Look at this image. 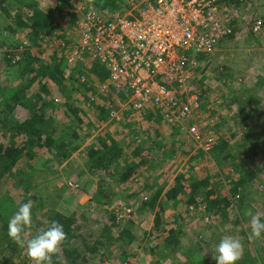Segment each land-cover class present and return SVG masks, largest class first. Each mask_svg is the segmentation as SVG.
I'll return each instance as SVG.
<instances>
[{
  "label": "trees",
  "instance_id": "obj_1",
  "mask_svg": "<svg viewBox=\"0 0 264 264\" xmlns=\"http://www.w3.org/2000/svg\"><path fill=\"white\" fill-rule=\"evenodd\" d=\"M53 1V7L45 9L36 0H0V17L2 12L7 15L5 25L0 26V38L5 39L0 46L6 49L3 63L17 79L16 82L0 85V264H34L26 248L19 247L8 235L10 218L20 205L29 201L33 205V215L31 226L25 230L28 236L26 239L23 236L25 241L49 227L53 221L62 224L67 233L59 253L53 257V264H114L119 254L128 257V248L136 239L132 233L134 220L131 217L141 215L140 219L143 220L146 215H154L156 221L160 222L167 208L177 209L180 204L192 218L204 221L201 226L195 225L196 241L182 246V236L186 238L187 234L179 228L180 221H183L180 219L181 213L175 215L173 223L162 227L154 224L159 245L150 250L156 256L151 264L180 259L179 255L187 259V264H216L212 255L214 247L223 237L229 236L227 232L232 233L236 228L241 230L239 218L241 215L245 217L244 208L247 207L248 212L252 209V205L246 204L240 193L248 182L255 179L253 173L243 172L246 162H254L257 158L258 144L264 152V142L261 144L259 132L250 126L258 116L261 122L264 121V110L262 112L258 108L260 100L252 91L244 88L240 93L232 90L230 95L223 88L218 99L224 100V103L216 108L208 98L211 90L207 82L209 77L205 74L212 67V56L217 55L216 51L238 35L237 15L244 6L256 4L259 0H215L222 9L226 33L217 39L214 51L197 53L190 50L187 53V58H191L189 61L195 60L197 63L191 70L188 92L180 89L178 83H162L174 90L177 113L185 106L184 94L196 95L200 100V108L192 118L180 117L173 122L166 120L162 108L151 104L142 110H135L131 96L125 92L126 88L118 87L109 80L107 66L99 60L87 63L88 66L70 61L83 37L77 25L80 18L72 0ZM78 1L87 10L102 14L121 15L130 9L125 0ZM256 8L258 15H264L263 9ZM259 19L256 17L252 21L250 34L253 37L264 32L263 25L258 32L254 30V24ZM21 29L27 30V42L20 39ZM81 54L84 56L85 52ZM208 60L210 62L201 65ZM217 67L213 70L214 85L231 72L225 63L221 62ZM263 83L264 79H260L259 86H263ZM233 104L238 106L236 116L220 115L225 106L230 109ZM19 109L23 115L17 118ZM112 113L117 115L113 117ZM195 116L200 118L196 119ZM212 117H216L217 122L210 129L206 121L213 120ZM104 124H108L109 128L116 126V132L109 134L102 127ZM85 125L89 130L85 131L88 136L93 131L96 133L82 154L88 160V172L97 181L92 180L94 188L90 190L78 183H70L72 185L64 188L86 194L93 192L95 208L108 222L97 226L100 230L98 234L92 233L93 230L84 233L87 221L84 214L79 216L75 211L65 215L46 209L34 191L35 176L50 171V168L41 170V163L44 165L53 160L62 165L80 151L86 140H83ZM194 126L199 130L200 140L189 133ZM226 126L230 127L227 133ZM117 133L122 134V141L115 136ZM233 141L238 144L235 148L231 146ZM205 146L211 147L209 153L216 163L223 164V169L230 166L228 170L235 176L239 175V179L234 176L236 180H230L233 184L230 196L223 184L213 182L211 176L203 179L195 176V168L206 152ZM181 157H189L187 170L194 172L193 175L182 171L173 180L167 178L159 182L157 178H151L152 181L146 183L139 181L144 168L156 172L154 170L163 163ZM77 176L79 179L83 177L81 173H77ZM127 183L130 186L123 187ZM217 194L223 195L222 198H212ZM121 196L134 203L138 200L142 203L134 210L125 209L116 204ZM231 196L237 199L238 204L239 214L234 219L229 214L234 208ZM38 211L39 214H36ZM251 212L254 214L255 210ZM263 213H259L262 219ZM246 216L245 221H250L251 217ZM228 220L234 229H227V232L220 229L219 232V227ZM203 231H207V235ZM253 240L264 247V238ZM135 255H130V262L125 264L135 260ZM255 261V257L247 251L238 264H256Z\"/></svg>",
  "mask_w": 264,
  "mask_h": 264
},
{
  "label": "rangeland",
  "instance_id": "obj_2",
  "mask_svg": "<svg viewBox=\"0 0 264 264\" xmlns=\"http://www.w3.org/2000/svg\"><path fill=\"white\" fill-rule=\"evenodd\" d=\"M40 1L41 6L45 9L53 7L54 1L53 0H36ZM73 4L75 5L76 12L79 15V20L77 22V25H80L82 22V18L84 14H87L89 10L83 6L81 2L78 0H72ZM254 1V0H253ZM259 7L264 10V1L259 0L256 4L250 3L248 7L244 6L242 9V12L237 15L238 17V28L239 33L236 36V38L232 41L226 42L220 49L217 50L214 54L213 59L211 61V69L210 71L205 74L209 77V80H207L208 83H210L209 89L211 90L210 94L208 95V98H210L213 102V104L216 106V108H219L224 103V100L218 99L220 96L221 90L224 88L228 91V94L230 95L231 91L237 90L239 93L241 92V88H244L245 90L252 91V94L256 97V99L260 100V105L258 108H260L263 112L264 110V85H260V79H264V32L259 33L256 36H252L250 34V29L253 27L252 21L254 18L258 17L259 20L257 22L260 23V25L264 26V15L256 12V10ZM1 13V12H0ZM5 20H7V15L2 12L0 17V26L5 25ZM255 25V24H254ZM78 32V31H77ZM20 39L22 41H26L27 30L24 29V31L20 30ZM5 39L0 38V42L4 41ZM24 42V43H25ZM8 43V41H7ZM1 44V43H0ZM25 44H23V47ZM4 51H6L5 47L0 46V85L4 86L10 82H16V76L12 75L11 71H9V68L6 66V64L3 63L4 58ZM220 52V53H219ZM2 60V61H1ZM210 62V60L205 61L201 65H205ZM224 64L228 67V70L230 68L231 72L229 75H226V77L221 80L220 83L213 82V78L215 74L213 73L214 67H217L219 64ZM220 68V67H217ZM9 73V76H8ZM228 74V72L226 73ZM241 74V75H238ZM244 75V76H242ZM8 76V77H7ZM230 76V77H229ZM233 77V79H231ZM211 83L213 85H211ZM264 84V83H263ZM231 87V88H229ZM231 89V90H230ZM215 101V102H214ZM232 108H227V106L224 107V110L220 114L225 115V117L230 116H236L239 112L237 105H232ZM123 109V108H121ZM57 113V112H56ZM22 111L19 109L16 112V117H22ZM94 114H89V116ZM117 114H114L113 117H115ZM220 118L219 116H217ZM196 119L200 118L195 116ZM212 119L206 121L207 126L211 127L213 124L217 122L216 117H212ZM220 121V120H219ZM260 116L257 117V121L251 123V127L259 132L258 138L261 141V144L264 142V121L261 122ZM205 124V125H206ZM209 124V125H208ZM108 124L102 125L103 128L106 129V132L109 134H114L116 132L115 128L116 126H113L112 128L107 126ZM228 128L229 126H226L225 132L227 133L230 131ZM203 130V129H202ZM219 130V129H218ZM85 131H89L87 128V125L84 126L83 131V140H85L84 144L82 145V148L80 151L74 154L73 157H71L68 161H65L64 164L60 165L57 161L50 160V163L45 162L44 165L42 163L40 164L41 170H46L47 168H50V171L43 174L41 172L36 175L34 184L36 186V191L38 193V197L43 201L44 207L46 209H52L55 211H58L65 215H71L75 211L78 212V215L81 214L85 215V227L86 230L84 231L85 234L88 232L98 234L100 230L97 229V226H103L105 223L108 224L106 218L103 220V215L99 210H97L95 207V202L92 201V194H86L81 193L75 190H72L64 187H68L70 183H78L82 185L83 188L91 189L93 187L92 180L94 182L97 181V179H93L91 174L88 172L87 168V159L82 154V150L88 147L92 142L93 138H95L96 133L91 132V136L87 135ZM208 132V128L206 129ZM256 131V132H257ZM204 133H207L203 130ZM214 132H217L214 130ZM223 133V130L220 131ZM213 133V132H212ZM120 134H116V137L121 138V141L123 140ZM234 143L231 144L234 148L238 146V144L233 141ZM264 144V143H263ZM242 145V143L240 144ZM170 146V145H169ZM168 146V147H169ZM203 146V145H202ZM258 148V156L255 158L254 162L245 164V169H243V172L245 174H254L255 179L253 182H248L245 186V189H243L240 193V195H243L244 202L246 204L252 205V209L255 210V213H263L264 212V152L261 145H259ZM167 147V149H168ZM206 152L203 154V158L199 162V164L195 168V173L197 178L203 179V177L211 176L213 178V182L219 181L220 184H223V188L225 192H229L228 195L230 196V189L232 188V185L230 183V180H236L235 177L239 179V175H236L229 171L228 169H231L230 166L226 167V169H223V164L216 163L215 160H213L212 155L209 153L210 146L203 147ZM233 148V149H234ZM197 150V149H196ZM195 150V151H196ZM189 157H181L177 158L175 160H172L166 164L163 163L162 166L158 167L157 170L155 169L153 172L147 171L146 168H142L144 171H142L143 175L139 176V181L141 183H146L152 181L151 178H157L159 182H164L167 178H170L173 180L178 173L180 172H186L187 173H193L188 171V163H189ZM49 161V160H47ZM46 166V167H45ZM56 173L53 172V169ZM206 169V171H203ZM223 170V171H222ZM67 173H72L71 175ZM77 173H81L82 178L79 179L77 176ZM192 174V175H193ZM216 174V176H214ZM202 176V177H200ZM235 176V177H234ZM53 177V178H50ZM148 177V178H147ZM50 178V179H47ZM147 178V179H146ZM229 178V180H228ZM70 179V180H69ZM130 184L127 183L123 185V187H129ZM94 188V187H93ZM221 187V189H223ZM93 190V189H92ZM109 189H105L107 191ZM70 194V195H69ZM219 194V193H218ZM215 195L212 198L220 197L222 198L223 195ZM232 202H233V209L232 211H229L230 216L232 219L235 218L236 215L239 214L238 212V204L237 199L231 196ZM145 200V198L143 199ZM118 206L124 207L125 209H131L134 210L138 205L142 203V201L138 200V202L130 199H127L126 197H122L117 199L116 201ZM237 208V209H236ZM251 209V210H252ZM43 210V209H42ZM248 208H244V211L247 213ZM250 210V211H251ZM181 213V220L179 223V228L182 229L184 234H187V237L184 236L182 239V246L189 245L190 242L196 241V227L201 226L204 224V221L201 219H198L197 217L192 218L187 213L186 208L183 207L182 204L179 205L177 209L173 208H167L164 212L163 220L160 222H157L154 215H146L143 220H141V215L139 217H131V220H134V226L132 229V233L135 235L136 239L134 243L132 244V247H127L129 249L128 251V257H125L124 255H119L115 258L114 264H125V262H130V255L133 253L135 255V260H132L129 264H151L155 261L156 256L152 255L150 251L152 248L154 249L156 246L159 245V239L156 237V230L153 227L154 224H159L160 227L163 225L170 224V222H174L175 215ZM39 214V211L36 213ZM264 217V213L262 215ZM78 217V216H77ZM246 215L243 217L241 215V218H239V221L241 222V230L239 228L234 229L229 224V220L226 221L223 225L219 227V232L221 230H225L227 232V229H234L232 233L227 232V235L234 236L241 240L243 246H244V254L248 251L252 256L255 257V263L256 264H264V247L259 246L255 243V241L249 240L248 236L250 233V221L246 222ZM191 219V220H190ZM216 225V223L214 224ZM218 226L216 227V229ZM208 234H210L209 229L207 230ZM206 232H202L203 234L207 235ZM236 231V233H234ZM243 232V233H241ZM246 233V235H245ZM23 236L25 239L28 236V232H24ZM245 236V238L243 237ZM145 237V238H144ZM119 246V245H118ZM125 246V245H124ZM123 246V247H124ZM117 246L113 248L115 251ZM119 248V247H118ZM125 249V248H124ZM147 249V250H146ZM146 250V251H145ZM127 251V249H126ZM159 252V251H158ZM155 255H157V252H153ZM180 259H166L162 264H187L188 261L186 258H182L179 255Z\"/></svg>",
  "mask_w": 264,
  "mask_h": 264
},
{
  "label": "built area",
  "instance_id": "obj_3",
  "mask_svg": "<svg viewBox=\"0 0 264 264\" xmlns=\"http://www.w3.org/2000/svg\"><path fill=\"white\" fill-rule=\"evenodd\" d=\"M125 1L130 9L121 15L92 10L83 15V37L70 61L105 64L109 80L126 88L137 111L151 104L162 108L169 122L192 118L201 105L198 96L184 94L185 106L177 113L174 90L163 84L178 83L188 92L197 63L189 61L187 53L214 51L217 39L226 33L220 5L215 0ZM260 28L257 22L254 30ZM189 133L201 139L196 126Z\"/></svg>",
  "mask_w": 264,
  "mask_h": 264
},
{
  "label": "clouds",
  "instance_id": "obj_4",
  "mask_svg": "<svg viewBox=\"0 0 264 264\" xmlns=\"http://www.w3.org/2000/svg\"><path fill=\"white\" fill-rule=\"evenodd\" d=\"M32 209L33 205L30 201L19 206L9 220L8 235L19 247L26 248L27 254L34 264H53V257L59 253L67 239V233L62 224L53 221L49 227L25 241L23 233L32 224ZM246 215L251 217V231L248 239L264 238V219L261 215L253 214L251 211ZM212 255L216 264H238L244 255V246L240 239L234 236H225L214 247Z\"/></svg>",
  "mask_w": 264,
  "mask_h": 264
}]
</instances>
